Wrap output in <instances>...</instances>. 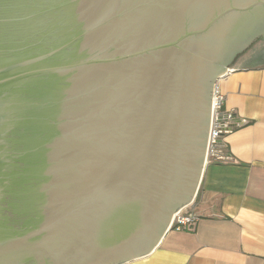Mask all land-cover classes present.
<instances>
[{"label":"water","instance_id":"obj_1","mask_svg":"<svg viewBox=\"0 0 264 264\" xmlns=\"http://www.w3.org/2000/svg\"><path fill=\"white\" fill-rule=\"evenodd\" d=\"M263 49L264 0H0V264L151 252L198 189L214 86Z\"/></svg>","mask_w":264,"mask_h":264},{"label":"crops","instance_id":"obj_2","mask_svg":"<svg viewBox=\"0 0 264 264\" xmlns=\"http://www.w3.org/2000/svg\"><path fill=\"white\" fill-rule=\"evenodd\" d=\"M216 85L223 115L240 124L223 133L203 168L194 197L200 219L122 264H264V49Z\"/></svg>","mask_w":264,"mask_h":264},{"label":"built area","instance_id":"obj_3","mask_svg":"<svg viewBox=\"0 0 264 264\" xmlns=\"http://www.w3.org/2000/svg\"><path fill=\"white\" fill-rule=\"evenodd\" d=\"M224 97L219 92L217 85L213 88L212 95V108L210 128L205 152V164L217 154L219 145L221 144V132L223 125H226L230 116L223 115L221 109ZM195 197V196H194ZM200 219L199 213L195 209L194 198L187 205L179 208L173 214L172 220L167 227L169 230H182L193 224Z\"/></svg>","mask_w":264,"mask_h":264},{"label":"rangeland","instance_id":"obj_4","mask_svg":"<svg viewBox=\"0 0 264 264\" xmlns=\"http://www.w3.org/2000/svg\"><path fill=\"white\" fill-rule=\"evenodd\" d=\"M239 65H241V64H239ZM238 65H235V66H231V67H229V68H233V67H237ZM228 67V66H227Z\"/></svg>","mask_w":264,"mask_h":264},{"label":"trees","instance_id":"obj_5","mask_svg":"<svg viewBox=\"0 0 264 264\" xmlns=\"http://www.w3.org/2000/svg\"><path fill=\"white\" fill-rule=\"evenodd\" d=\"M219 146H221V144ZM196 211L199 213L198 209H196ZM199 215H200V213H199Z\"/></svg>","mask_w":264,"mask_h":264},{"label":"flooded vegetation","instance_id":"obj_6","mask_svg":"<svg viewBox=\"0 0 264 264\" xmlns=\"http://www.w3.org/2000/svg\"><path fill=\"white\" fill-rule=\"evenodd\" d=\"M245 49H246V48H245ZM245 49H244V50H245Z\"/></svg>","mask_w":264,"mask_h":264}]
</instances>
